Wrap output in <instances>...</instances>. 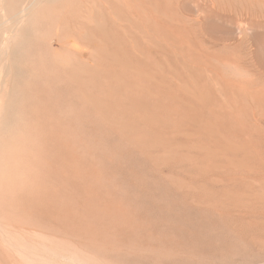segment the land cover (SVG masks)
Instances as JSON below:
<instances>
[{"label":"rangeland","instance_id":"obj_1","mask_svg":"<svg viewBox=\"0 0 264 264\" xmlns=\"http://www.w3.org/2000/svg\"><path fill=\"white\" fill-rule=\"evenodd\" d=\"M0 264H264V0H0Z\"/></svg>","mask_w":264,"mask_h":264},{"label":"bare ground","instance_id":"obj_2","mask_svg":"<svg viewBox=\"0 0 264 264\" xmlns=\"http://www.w3.org/2000/svg\"><path fill=\"white\" fill-rule=\"evenodd\" d=\"M30 3V2H29ZM30 5V4H29ZM214 6V5H213ZM27 7V6H26ZM32 7V6H31ZM30 7V8H31ZM29 8V9H30ZM211 8H212V6H211ZM26 11V10H25ZM193 17H194V19H196V20H198V19H202V21H204L205 22V24L206 25H208L207 24V20H211V19H216V18H214L213 16H211V15H206V14H201V13H199V11L197 12V10H195L194 11V13H193ZM218 21V20H217ZM214 22V21H213ZM216 23V22H215ZM212 24V26H207L209 29L211 28L212 29V27L214 28V27H218L219 25L218 24ZM241 24V23H240ZM230 26V29H233L234 31H237V32H239V34L241 33H244V29L243 28H239L238 26H236L235 24H234V22L232 21L231 22V24L229 25ZM216 29V28H215ZM72 47L74 48V49H76V50H79L80 48L79 47H76V45L74 44V43H72ZM228 67V66H227ZM226 67V68H227ZM228 70H230V72L229 73H232V74H234L235 76H239L241 73V75H243L244 73L243 72H240L238 69L236 70V69H234V67H230V68H227ZM208 73V72H207ZM229 73H228V75H229ZM186 74V73H185ZM211 74V73H210ZM232 76V75H231ZM244 76V75H243ZM233 77V76H232ZM176 81V80H175ZM193 83V82H192ZM191 97H193V96H191ZM201 101V100H200ZM228 141V140H227ZM209 156V155H208ZM215 168V167H214ZM248 173V172H247ZM222 174V173H221ZM197 178V177H196ZM211 179V178H210ZM216 180V179H215ZM232 187V186H231ZM240 191V190H239ZM218 198V197H217ZM231 199V198H230Z\"/></svg>","mask_w":264,"mask_h":264}]
</instances>
